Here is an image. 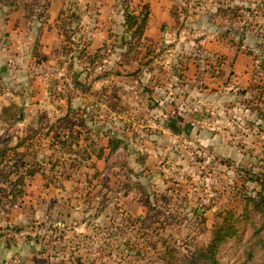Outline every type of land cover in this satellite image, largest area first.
Masks as SVG:
<instances>
[{"label": "rangeland", "instance_id": "obj_1", "mask_svg": "<svg viewBox=\"0 0 264 264\" xmlns=\"http://www.w3.org/2000/svg\"><path fill=\"white\" fill-rule=\"evenodd\" d=\"M15 1L7 10L27 6L40 29L52 0ZM146 2L150 22L139 48L127 56L125 9L140 11ZM56 4L65 16L77 17L68 28L72 42L64 41L71 48L60 45L58 58L46 66L47 78L48 69H37L31 59L34 43L20 48L32 25L19 46H0H8L0 56V107L19 103L16 117L0 122V147L28 140L27 149L0 167V264L12 248L20 264H164L168 250L182 257L207 245L226 211L237 219L240 234L222 245V260L247 264L243 258H257L264 246L259 251L250 243L262 216L249 202L261 190L256 176L264 177V0H53L54 10ZM171 7L181 11L178 20ZM228 7L235 12L219 13ZM233 47L250 61L242 60L232 80L220 78L213 87L227 92L218 121L211 114L214 121H174L180 127L175 131L168 121L144 116L136 79L144 92L156 94V87L165 86L162 79L170 82L172 68L179 74L192 63L204 92L211 88L206 74L221 71L215 68L220 54ZM88 54H96L93 64ZM154 72L165 74L156 79L149 76ZM106 73L124 75L135 86L125 87L133 110L109 111V118L119 113L109 121L100 111L102 117L90 121V111H79L74 80L117 90V78L96 82ZM107 131L125 146L108 161L86 159V137L102 147ZM67 138L69 148L63 145ZM31 166L41 172L25 179L18 196L13 183Z\"/></svg>", "mask_w": 264, "mask_h": 264}, {"label": "crops", "instance_id": "obj_2", "mask_svg": "<svg viewBox=\"0 0 264 264\" xmlns=\"http://www.w3.org/2000/svg\"><path fill=\"white\" fill-rule=\"evenodd\" d=\"M0 1L2 2L3 5L6 4L4 6L5 9L3 10L0 9L4 13H6L5 21L3 20L0 21V46H6L8 43H11L12 41H14V46L12 47L19 46V40H18L19 37H22V39L25 40L24 38L29 33V32H26L27 27L32 25L33 26L31 29L32 34L28 36V38H26L28 40L26 41V43L22 41L20 48L21 47L24 48L25 44H26L25 47H28L27 45L28 43L29 44L34 43L32 54H31V59L35 62L36 65H38L37 69L39 70H42V68L48 69V71H44L45 76L47 78L48 73L50 72L49 69L51 68L46 67V66L49 65L48 62H50V58L53 60L56 57V54L62 42V37L60 36L59 31L56 27V20L61 11L60 6L56 4L58 8L54 10L53 0H52V5L47 10L48 13H47L46 19L43 22L39 23V25L42 26L39 29V28L34 27L36 26L34 22L33 23L31 22L32 20L30 19L28 15L29 13L26 10L27 6L21 9V11L17 9L19 12L15 9L7 10L6 6H8L7 4L10 3V0H0ZM24 1L27 2L28 4L29 1L31 0H24ZM2 4L0 5L2 6ZM151 11H152V6H151ZM170 13H171V10H170ZM35 14L36 13L34 10V15ZM151 15H152V12H151ZM33 21H37V19ZM19 23H20V27L18 28ZM48 30H50L49 34H47ZM104 41L105 40H103V42ZM226 43L227 45L230 46V44H228L229 41H227ZM95 44L96 42L92 43L91 46H94ZM98 45H100L99 42L97 43L96 46ZM35 46L38 47L40 55L47 58V61H45L44 63L38 64L36 62V58L33 55V50ZM7 48L8 46L0 50L1 52L0 56L3 57V54L7 52ZM233 48H236V49H227V51L225 50L223 51L224 52L223 54H220L221 55L220 61L217 65H220L221 67L219 66V68L217 67L215 68L221 71H217L216 75L214 76L213 74H210V75L206 74L207 76L206 79H208V82L211 88L208 90L205 89L204 92H202V86L201 85L199 86V82L196 80V78H198V75H196V71L193 69L192 63L189 65H186L184 67L185 70L180 72L179 74H176L175 67L172 68L171 74L169 73V76H171L170 82L168 81L167 78L162 79L164 77L165 72H161V73L154 72L152 73L153 75H149V76H153V78H156V79L160 77L162 79L161 82H163V84L165 85L164 87H156V90H157L156 94L151 95L147 91L144 92L146 88L141 87L140 81L136 79L135 81L136 86L138 82V87L141 90L140 97L141 99H143V102L141 104L143 106L142 110H143L144 116H146L149 119V121H168L167 122L168 125L171 121L172 122L174 121H214V119L211 120V117L208 116L210 114L214 115V118L217 120V113L221 110L222 107H225L227 105L225 102V93L227 94V92L223 94L221 93V91L219 92L215 90L212 91L213 87H217L216 82L218 84L221 83V81L218 82V79L220 78H222L224 82L228 80L229 81L232 80V78L240 72L241 70L240 66H241L242 60L250 61L249 57L242 55L240 54L241 52L237 51L238 47H233ZM57 58H58V55L56 59ZM144 73L148 74L147 72H144ZM119 74L120 73H117L116 75H119ZM218 74H221V76H218ZM124 77H125L124 75L123 76L119 75L115 77L113 74L107 73L106 76H102L96 81L97 83H99L100 79H103V78L112 79L114 81L117 78L120 82L122 81V83H119L118 89L115 91L113 90L112 86L109 87V85L107 84H105L104 87L102 85L96 84L94 86H91L90 91H87V92H84L82 89L76 87L78 89V99L79 98L81 99V102L79 103L80 113L84 112V109L87 107V110L90 111L89 120L98 121V118L102 117L100 111H105V112L107 111L106 113L107 115V114H110L109 111H115V110L119 111L121 108L122 110L124 108L125 109L130 108V110H133V108L130 107L133 103L129 102L131 98L130 95L132 93L131 91L126 92L125 87L134 88L135 86L131 87L129 83V79H126L125 81L123 79ZM229 88H232V87H229ZM159 91L161 92L159 93ZM88 95H89L90 100H87ZM152 98H155L154 100L156 101L154 102ZM11 103H15L17 106L19 105L18 102L13 101V100L2 103L0 107V112L4 106H7ZM205 112H207L208 114L206 115ZM117 114L119 115L118 112L111 114L112 116L113 115L114 116L113 117L110 116V118L107 115L108 119L106 121H109V119L113 120L114 117L116 118ZM0 122L3 123L4 121H0ZM4 123H7V122H4ZM105 135L107 137L106 144L103 145L102 147H98V143L96 141L97 143L96 149H97V153L99 150L103 149L104 155L107 156V159L106 158L98 159L96 157L97 153L95 152H92V155H91V157L94 156L99 161H102V160L108 161L114 153H116L121 147L125 146V142H123L110 154V148H108L109 138L114 137V136H117V137L119 136L111 131H107ZM9 251L11 253L8 255L7 253H5L4 257H2L1 259L5 260L17 254V253H12L13 248Z\"/></svg>", "mask_w": 264, "mask_h": 264}, {"label": "trees", "instance_id": "obj_3", "mask_svg": "<svg viewBox=\"0 0 264 264\" xmlns=\"http://www.w3.org/2000/svg\"><path fill=\"white\" fill-rule=\"evenodd\" d=\"M15 0H10V4H15ZM231 8L230 10L227 9H220L219 13L221 15L227 14V12H235L234 7H228ZM151 6L150 3L146 2L143 3L140 7V11H136L135 9L130 10L129 8L125 9V20L123 22L124 30L127 34H129V39L126 43V46L128 47V51L126 52V55L129 56L132 51L137 47L139 48L145 31L148 27L150 16H151ZM181 14V11L177 10V8L173 7L171 9V16L174 20H178L179 15ZM77 16L73 14H67L65 16L64 11H60V14L56 20V27L59 31L60 36L62 37L61 45H64L65 49H68L69 46H67L64 41L72 42V35L70 33L69 24L75 20ZM71 48V47H69ZM72 51V49H70ZM81 53H85V51H80ZM33 55L36 58V62L38 64L44 63L47 61L46 57H43L40 55V52L38 50V47L35 46L33 50ZM87 55V54H86ZM84 55V56H86ZM86 59H88L87 62L94 63L96 61V54L86 56ZM106 74L101 75L106 76ZM98 77V78H101ZM74 86L82 89L84 92L90 91L91 86H86L81 81L74 80ZM17 108L18 106L15 103H11L7 106H4L0 112V119L4 122H10L9 120L16 117L17 114ZM87 113V107L84 109V112ZM81 118H83V115H81ZM8 120V121H7ZM68 139H64L63 145L66 148L70 147V143H68ZM86 141L88 142V145H86V149H84V152L86 154V159L90 158L92 155V152L97 153L96 149V141L92 137H86ZM27 142L28 140L25 138L18 139L17 143L13 146L6 145L3 147H0V167L4 166L9 162V159H11V154L18 155V151L20 148L27 149ZM124 142V140L120 137L114 136L109 138V144L108 148H110V154L120 145ZM29 148V147H28ZM87 150V152H86ZM17 151V152H16ZM96 157L98 159L106 158L107 156L104 155L103 149L99 150L96 154ZM8 160V161H7ZM16 166V163H15ZM41 167H35L31 166L27 168V171L24 175H20L18 180L13 183L14 188H19L16 195H23V190L21 189L25 185V179L27 177L33 178L37 173L41 172ZM1 174V173H0ZM8 180V178H7ZM257 182H259L261 186V190L259 191L258 195L254 199H250L251 201L249 204L252 205L253 209L256 210L258 213L262 216V222L260 223H254L255 229L253 231V235H255L252 238L251 245H257L259 248L264 246V177L261 178L260 176H256ZM15 195V196H16ZM246 215L249 214L248 209L245 211ZM249 220V219H248ZM240 234V227L238 226L237 219L230 213V211L224 212V215L222 217V221L215 227L212 237L207 245H205L203 248L193 252L191 255L188 256H179L175 254L172 249L168 250L166 252L165 258H164V264H225V262L221 258V247L223 244L227 243L230 239L237 238ZM246 241H249L248 238ZM256 250L258 248H255ZM261 248L259 249V251ZM247 252V251H246ZM255 250L253 251L255 255ZM247 257L242 259V263L247 264H264V250L262 253L259 252V256L257 258L252 259L250 262L247 261Z\"/></svg>", "mask_w": 264, "mask_h": 264}, {"label": "built area", "instance_id": "obj_4", "mask_svg": "<svg viewBox=\"0 0 264 264\" xmlns=\"http://www.w3.org/2000/svg\"><path fill=\"white\" fill-rule=\"evenodd\" d=\"M29 234H31V233H29ZM16 236H18V234H16ZM20 263H21V257L19 254H16V255L10 257L9 259H6L4 262V264H20Z\"/></svg>", "mask_w": 264, "mask_h": 264}, {"label": "water", "instance_id": "obj_5", "mask_svg": "<svg viewBox=\"0 0 264 264\" xmlns=\"http://www.w3.org/2000/svg\"><path fill=\"white\" fill-rule=\"evenodd\" d=\"M169 126L172 127L175 131H179L180 127L175 122H170Z\"/></svg>", "mask_w": 264, "mask_h": 264}]
</instances>
